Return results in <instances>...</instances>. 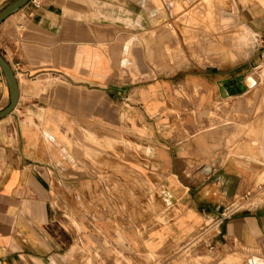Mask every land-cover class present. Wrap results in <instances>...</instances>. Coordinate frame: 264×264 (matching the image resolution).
Returning a JSON list of instances; mask_svg holds the SVG:
<instances>
[{"label":"crops","instance_id":"1","mask_svg":"<svg viewBox=\"0 0 264 264\" xmlns=\"http://www.w3.org/2000/svg\"><path fill=\"white\" fill-rule=\"evenodd\" d=\"M185 1L28 0L0 22L18 88L0 118V264H264V195L241 207L262 150L210 116L247 84L166 53Z\"/></svg>","mask_w":264,"mask_h":264},{"label":"rangeland","instance_id":"2","mask_svg":"<svg viewBox=\"0 0 264 264\" xmlns=\"http://www.w3.org/2000/svg\"><path fill=\"white\" fill-rule=\"evenodd\" d=\"M261 21H264V0H186L183 11L170 28L174 46L166 49L168 55L188 58L199 67L218 68L224 74L237 73L245 84L252 81L251 87L247 84L234 99L222 100L216 105L218 109L237 105L236 111L210 113L211 117L216 116V126L227 129V142L248 138L263 153L262 160L251 162L256 163L254 183H260L261 192H256L254 186L241 207L261 202L264 195V29L261 31L264 24L260 25ZM245 27L251 31L240 40L238 37L245 32ZM138 76L136 73L134 77ZM238 106L243 113H239ZM212 124L211 120L209 126ZM205 127L207 124L200 122V128ZM203 259L209 257L205 255Z\"/></svg>","mask_w":264,"mask_h":264},{"label":"water","instance_id":"3","mask_svg":"<svg viewBox=\"0 0 264 264\" xmlns=\"http://www.w3.org/2000/svg\"><path fill=\"white\" fill-rule=\"evenodd\" d=\"M27 1L28 0H13L5 7H3L0 10V22L8 15H10L12 12H14L16 9L24 5ZM0 69L3 73L8 88V104L6 107L0 110V118H2L7 114H9L12 111V109L15 107L17 101V95H18V88H17V82L14 76V72L11 69V66L2 58L1 55H0ZM241 79H242L241 76L237 78V81L239 82V84H237V88L239 90H243V86L240 84ZM228 83L229 80H224L221 83L220 91L222 96L229 95V92L227 90Z\"/></svg>","mask_w":264,"mask_h":264},{"label":"built area","instance_id":"4","mask_svg":"<svg viewBox=\"0 0 264 264\" xmlns=\"http://www.w3.org/2000/svg\"><path fill=\"white\" fill-rule=\"evenodd\" d=\"M33 3L35 5H38V1H33ZM18 65V63H16V66ZM228 209V210H223L221 212H219L218 214H215L214 217L211 218V222L206 224V226L198 233L195 234L189 241L194 242L197 239H201L203 237V235L207 232L210 233V231H212L214 234H218L219 233V225L222 221H224L226 218H228L229 216L232 215V213L235 211ZM206 248L211 249L213 248V241L212 239H209L206 241L205 243Z\"/></svg>","mask_w":264,"mask_h":264},{"label":"bare ground","instance_id":"5","mask_svg":"<svg viewBox=\"0 0 264 264\" xmlns=\"http://www.w3.org/2000/svg\"><path fill=\"white\" fill-rule=\"evenodd\" d=\"M252 81H250V82H247V84L250 86L252 83H251ZM251 87V86H250ZM264 148V147H263Z\"/></svg>","mask_w":264,"mask_h":264}]
</instances>
